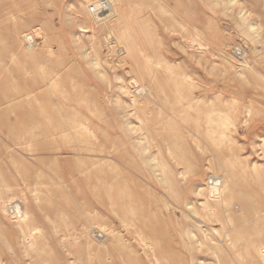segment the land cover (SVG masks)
<instances>
[{
	"label": "rangeland",
	"instance_id": "obj_1",
	"mask_svg": "<svg viewBox=\"0 0 264 264\" xmlns=\"http://www.w3.org/2000/svg\"><path fill=\"white\" fill-rule=\"evenodd\" d=\"M102 1L0 0V263L264 264V0H130L152 71Z\"/></svg>",
	"mask_w": 264,
	"mask_h": 264
},
{
	"label": "bare ground",
	"instance_id": "obj_2",
	"mask_svg": "<svg viewBox=\"0 0 264 264\" xmlns=\"http://www.w3.org/2000/svg\"><path fill=\"white\" fill-rule=\"evenodd\" d=\"M106 1L109 3V7H108V10L106 12H104V13H94V12L91 11L92 6L89 5L87 7L89 16L81 19L80 22H79L80 23V28L82 29V31L83 32H86V31H89V30L91 31L92 30V31L97 32V33L107 32V34H108L106 36L107 42L110 43L111 41H115L114 44H116L118 46H122L125 49V51H126V55H128L129 57L132 56L131 47L139 50L141 52V54L143 55L144 59H145V66H146V68L149 71H152L154 69H161V68H163L164 61L162 60L161 57H159L158 55L156 57L151 56L150 54H148L146 51H144L142 49V42H141L142 39L140 38L141 36L138 33V31L136 30L137 27H140V25L142 26V22L136 21L134 19V15L130 12V10L132 9V5L130 3V0H106ZM95 4H99V3L98 2H95ZM94 6H97V5H94ZM153 6H152L153 7L152 9H154L156 7L155 5H153ZM162 8H163V10H165L164 7H162ZM157 11H159V9H157ZM157 11H155V15L158 14ZM95 14H97V15H95ZM161 14H160V16H161ZM164 14H165V12H164ZM164 14H162V15L165 16ZM163 16H161V18H163ZM180 24H181V27H182V31H184V30L187 31L188 30V28L184 24H182V23H180ZM246 35L248 36L249 39H252V40L255 39V38H259L260 37V32H259L258 28L256 27V24H252V25H250L248 27V29L246 31ZM93 43L96 45L97 44V39L94 40ZM189 44H190V47L191 48H193L195 50L197 49V50H199V52H200V50H204L203 48L205 47L204 43L198 37L191 39V41L189 42ZM238 51L241 52V50H238ZM238 54H239V52H238ZM241 54L243 55L242 59H244V63H242L241 69H243V70H245V69H251V65L249 64V62L248 61H245V56H246L245 55V52L242 51L239 55H241ZM85 57L91 58L92 57V54L91 53H88L86 51V56ZM94 57L96 58L95 62H96V65H97L98 64V60H99L98 59V56H97V53H94ZM166 65H168V64H166ZM169 70H170V68H169ZM248 71H250V70H248ZM135 83H133V85L136 88V92H137V95H138V99L139 98H140V100H144L145 99V103H148V104L151 103L152 102L151 99L153 97L151 88L148 87L143 82L136 83V84ZM137 101L138 100H136V101L134 100L133 101L134 104H136ZM227 105L230 106L229 104H227ZM224 114L225 115H228L229 113L228 112H225ZM228 124H234V120L232 118L230 119L229 117H227V123L224 124V125L227 126ZM83 129L90 136H92L93 138H95V139L98 138V135H97L96 131L92 127L83 125ZM224 137H226V136L224 135ZM227 138H228L229 141H232V138H229V137H227ZM254 175H255V173H254ZM212 185L213 186L209 187V193L211 195V198L214 199V202H216V203H222V201H224L225 194H226V192L228 190V187H229V181H228V179H226V178L225 179H222V182L220 181L219 186H216L217 184L214 185L213 182H212ZM6 202L7 201H5V200H3V202H2V204L5 207V209H6V206L8 205V203H6ZM19 207H20V205L17 208L20 209ZM255 208H257V207H255ZM8 211H11V210H8ZM215 212H216V210H215ZM8 213H10V212H8ZM24 213H25V210H24ZM12 217H14V216H12ZM19 217H20V215H19ZM28 219H29L28 215L25 214L22 217V222H26ZM93 219L94 218H92V220ZM204 230H205V228H204ZM102 231L105 232V229H102ZM21 233H22V235L24 237H26L28 235L30 236V240H29L30 243L29 244L33 248L34 245H35V240L33 239V236H35V234L37 233V231L36 230H31L29 227H27V228H22ZM105 244H106V242H105ZM31 250H33V249H31ZM263 254H264V252L262 253V255ZM0 264H6V263L5 262H2Z\"/></svg>",
	"mask_w": 264,
	"mask_h": 264
},
{
	"label": "built area",
	"instance_id": "obj_3",
	"mask_svg": "<svg viewBox=\"0 0 264 264\" xmlns=\"http://www.w3.org/2000/svg\"><path fill=\"white\" fill-rule=\"evenodd\" d=\"M109 7V3L107 1H102L99 3V5L97 6H93L91 8V11L94 13H104L108 10ZM30 41H32V38L29 39ZM217 184L216 186H219V183H214V185ZM11 213L15 214V216H19L21 214L20 210L11 208Z\"/></svg>",
	"mask_w": 264,
	"mask_h": 264
}]
</instances>
